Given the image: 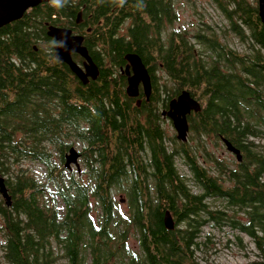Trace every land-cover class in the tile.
Masks as SVG:
<instances>
[{"label": "trees", "instance_id": "1", "mask_svg": "<svg viewBox=\"0 0 264 264\" xmlns=\"http://www.w3.org/2000/svg\"><path fill=\"white\" fill-rule=\"evenodd\" d=\"M212 1L244 49L209 21L169 29L174 0H51L0 27V171L12 196L0 192V264H211L209 225L235 229L242 247L249 235L251 264H264V23L258 0ZM50 23L84 33L97 78L84 83L55 57ZM130 51L151 73L153 103L126 91ZM183 89L202 104L187 141L166 132L160 110ZM209 137L231 140L242 160L220 158ZM78 143L81 167H68ZM125 180L129 212L113 191Z\"/></svg>", "mask_w": 264, "mask_h": 264}, {"label": "water", "instance_id": "2", "mask_svg": "<svg viewBox=\"0 0 264 264\" xmlns=\"http://www.w3.org/2000/svg\"><path fill=\"white\" fill-rule=\"evenodd\" d=\"M46 1L51 0H0V27L22 17L28 8ZM258 6L261 20L264 23V0H258ZM78 19H80V14ZM88 29L90 30L91 27ZM47 33L57 41L54 46L55 57L68 63L84 83H87L90 78L95 79L99 76L100 66L94 60L88 46L84 43V33L75 32L68 25L53 23L48 24ZM74 52H78L84 57L83 64H80L74 58ZM125 57L127 63L121 67V70L127 74V93L130 96H137L140 94V85L142 83L143 90L147 98H149L153 90L152 76L142 56L138 52L130 51L126 53ZM140 102V99H138L137 104H140ZM201 107L202 104L199 99L194 97L188 89H183L176 97L170 100L169 108L164 109L163 114L168 115L172 119L178 139L182 141L188 140L190 132L188 114L193 110H200ZM222 140L227 149L234 153L239 161L242 160L241 149L226 137H223ZM79 157L80 151L75 145H72L66 152L65 165L71 167L74 163L80 168ZM0 192L6 203L8 205L12 204V196L6 183V177L1 171ZM164 222L169 228L175 227V220L169 209L164 214Z\"/></svg>", "mask_w": 264, "mask_h": 264}, {"label": "rangeland", "instance_id": "3", "mask_svg": "<svg viewBox=\"0 0 264 264\" xmlns=\"http://www.w3.org/2000/svg\"><path fill=\"white\" fill-rule=\"evenodd\" d=\"M176 9L179 13L177 19L170 25L169 29L175 27L183 28L189 27L192 32L195 31V25L204 21L211 22L215 27L223 26V33L227 31L229 35L223 39L230 42L232 45L238 47L240 50L244 49L246 44L240 39L236 32L230 29L226 18L220 13L215 3L212 0H174ZM166 132L169 135L176 133L175 126L171 118H165L163 121ZM191 138V137H190ZM189 142L192 144L196 142L195 138H191ZM209 149L214 151L216 155L220 158L228 157L230 159H235L236 156L227 149L223 140L215 144L211 138H208ZM261 143L264 145V138L261 140ZM81 144L78 143L77 147ZM80 147L78 148V150ZM182 157V156H181ZM184 162L183 160H181ZM235 162V161H234ZM27 165L35 170L43 173L45 167L39 162L33 160H27ZM183 165V164H182ZM181 171L189 174V182H194L191 173L188 171V166L184 164L181 166ZM130 181V180H129ZM129 181L125 180L121 184L116 183L113 185V191L115 192V197L119 201L120 210L129 212L130 207L128 203V194L126 191H121L119 188H126L129 185ZM148 182V181H147ZM150 186L154 187L153 182L149 181ZM124 198V199H123ZM213 229V230H212ZM205 232L214 233V238L217 240L216 248L208 254L211 264H251L252 259L256 255V247L251 240L249 235H246L244 238L245 246L242 247L236 238V230L233 228H220V227H211L205 226ZM135 230L131 229L129 231V236L127 238L128 245L130 248L139 249V240L135 235ZM119 256V255H118ZM56 264H67L66 258H59L56 261Z\"/></svg>", "mask_w": 264, "mask_h": 264}, {"label": "flooded vegetation", "instance_id": "4", "mask_svg": "<svg viewBox=\"0 0 264 264\" xmlns=\"http://www.w3.org/2000/svg\"><path fill=\"white\" fill-rule=\"evenodd\" d=\"M89 30V29H88ZM75 32H77V31H75ZM74 53H78V52H74ZM74 55V54H73ZM79 55H80V53H79ZM83 61H84V57L82 56V55H80V60H78V62L80 63V64H83ZM127 75V74H126ZM133 97H135L134 99H135V102H137L138 101V99H140V104L139 105H142L144 102H145V99L147 100V101H149L150 103H153V101H150L151 100V95H150V97L149 98H147V96H146V94H145V92H144V90H143V85H142V83H141V85H140V94H138L137 96H133ZM157 104L158 105H160V106H162V104H163V102L162 101H158L157 102ZM167 108H169V106H167V107H161V111H163L164 109H167ZM162 115L163 116H166V117H168V118H170L168 115H164L163 114V112H162ZM161 118H159L158 117V119L155 121V126L157 127V126H159L160 124H161ZM161 126V125H160ZM146 148L148 149V145H146ZM145 153V152H144ZM80 158H81V156H80Z\"/></svg>", "mask_w": 264, "mask_h": 264}]
</instances>
